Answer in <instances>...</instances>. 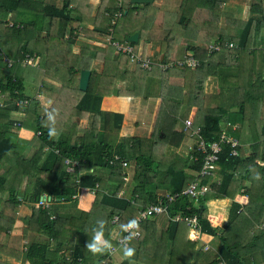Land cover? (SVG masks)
I'll return each instance as SVG.
<instances>
[{
  "label": "trees",
  "instance_id": "obj_1",
  "mask_svg": "<svg viewBox=\"0 0 264 264\" xmlns=\"http://www.w3.org/2000/svg\"><path fill=\"white\" fill-rule=\"evenodd\" d=\"M227 1L161 0L154 9L151 3L138 6L129 0H121V8L118 0H99L95 6L88 0H0V33L4 35L0 41V92L14 101L26 100L17 107L0 108V171H4L11 154L17 156L11 188L0 191L18 205L26 202V207L45 193L51 197L47 207L32 206L22 218L26 229L46 238L43 242L22 243L25 231L11 234L17 213L6 211L3 201L0 203V252L31 264H100L107 258L111 263L108 254L93 256L85 248L95 222L106 220L105 236L116 242L111 238L116 224L127 223L148 204L180 191L195 179L203 159L196 148L199 138L206 143L217 140L224 123L239 121L241 126L234 133L240 141L238 155L231 154L229 145H222L218 179H203L211 191L197 200L177 196L168 205V217L160 214L143 219L140 237L131 241L136 250L133 259L144 264L140 254L144 251V258L154 264L156 253L147 247L157 246L152 240H161L166 231L173 237L180 223H185L170 218L183 214L197 215L202 233L220 238L217 252L206 264H253L254 253L264 261V52L257 49L264 44L260 33L264 2L253 0L247 19L241 20L225 10ZM120 9L122 15L112 26V39L126 41L138 31L139 40L143 37L155 46L152 57L157 63L150 70L135 64L131 67L129 58L116 54L112 45L90 42L109 34L111 20ZM136 9L130 20L145 17V25L135 24L133 28L125 19ZM213 43L218 48L209 50ZM229 43L235 46L229 47ZM132 45L136 50L135 43ZM187 52L197 60L195 65L161 68V64L183 59ZM26 53L33 56L36 65L24 66ZM4 57L12 60L6 75H2L7 65ZM98 63L100 70L95 67ZM60 69L66 82L60 78ZM82 69L91 72L86 90L78 88ZM25 79L39 83L38 94L51 100L48 107L38 98L28 99L23 92ZM113 88L119 89L118 95L143 101L159 99L149 134H120L124 115L101 109L102 98L111 95ZM69 102L72 106L67 105ZM209 107L217 108V112L204 113ZM20 109L26 112L21 124L34 134L40 131L31 142L10 131V112ZM53 111L58 139L48 136L46 114ZM189 118L192 125L186 128L184 123ZM78 119L86 122L84 127ZM198 126L199 135L193 133ZM186 138L192 143L187 153L180 154L176 149ZM114 156L118 159L112 160ZM65 158L78 161L75 173L66 171ZM128 173L126 184L123 175ZM25 175L32 176L27 192L20 191L17 183ZM0 185L3 187V181ZM83 188L95 196L88 212L77 208L76 199ZM237 193L248 197L246 205L233 201ZM224 197L232 199L225 225L228 228L217 234L207 218L206 203ZM115 215L118 220L112 223ZM239 217L246 222L244 233L255 223L263 225L255 231V239L246 244L247 250L241 246L243 251L237 242L229 241L233 231L234 235L241 231L231 225ZM244 233L239 236L243 238ZM187 244L186 255L178 264H199L202 252L194 251L192 241ZM246 251L249 260H245ZM160 263L158 260L156 264Z\"/></svg>",
  "mask_w": 264,
  "mask_h": 264
},
{
  "label": "crops",
  "instance_id": "obj_2",
  "mask_svg": "<svg viewBox=\"0 0 264 264\" xmlns=\"http://www.w3.org/2000/svg\"><path fill=\"white\" fill-rule=\"evenodd\" d=\"M252 1L253 0H228L224 4H225V7H226L227 4H229L230 7H233V10L235 11V13L237 15L240 14V12L244 8L245 9L247 8V11L245 13H241L240 16H239L242 20H245V19H247L248 15H249L250 7L248 5ZM260 1H262V0H260ZM154 2H155V0H153L150 3L153 4ZM263 2H264V0H263ZM160 3H161V0H159V4ZM143 4H145V3H143ZM143 4H139L138 6L143 5ZM159 4L154 5L155 7H153V8L154 9H158V5ZM134 5H136V4H134ZM231 11H232V9H231ZM150 16H152V15H150ZM139 19H141V18L139 17ZM6 21H8V20H6ZM144 22H145V17H144L143 22H142L143 25H145ZM136 32H138V31H136ZM138 34H139V32H138ZM3 36L4 35L2 33H0V41L2 40ZM99 37H101V36H98V38ZM139 41L140 40H139V36H138V42ZM263 48H264V44L258 46L257 49L263 50ZM142 51H141V53H142ZM153 51L154 50H152V47L150 45V51L147 52L146 54H144V56L150 57L155 63H157V61L155 59H153V57H152L153 56ZM29 65H32V66L36 65L35 60H33L32 64H29ZM24 66H27V64H25ZM96 67H97L96 68L97 70H100L101 69V64L98 63ZM6 69L10 70V67H8L7 65L4 66L2 68V75H6L9 72ZM35 82L36 81L34 80V83H33V80H31V79H25L23 81V86H24L23 92H24V94H26L28 92V87H29L30 91H32V92L36 90L35 86H33V87L26 86V84L27 85L35 84ZM118 91H119V89H118ZM34 97L38 98L40 100V102H41V105L44 106V107H48L51 104L50 103L51 100L48 99L45 96H40L38 94V91L36 92ZM33 98L29 97L28 99H33ZM13 99L12 100L8 99V95L6 93L0 92V108H6L7 109V108H10L11 105H12L11 108H13V105L15 107H17V105H20L19 104L20 102H26V100L14 101ZM149 99H147L146 101H143L140 98H136L135 100H133V97L118 96V94L117 95H108V96H104L102 98L101 109L102 110H108V111L120 112L125 117V116H128V114L130 113V109L135 110L139 106H142L144 108V104L146 102H148ZM7 100H9L10 102L7 101ZM154 100H155V103L152 102V104H151L152 111H153V107L155 108V110L150 115V116H152L151 121H153L155 112L157 110V105H158V102H159L158 98L157 99L154 98ZM141 103L143 105H141ZM131 105H132V107H131ZM144 110L147 111L148 108H144ZM145 111H144V113H145ZM203 111H204V113L215 114L217 112V108H215V107L204 108ZM11 113H15L18 116H21V114H22V116H24L26 118L25 110L20 109L18 111L10 112V116L9 117H10V121H12V124H11L12 126L10 128V131L11 132L15 131L16 135L19 138H21L24 141H26V142L32 141L33 136H34V132L29 130L27 127L22 128L23 125L21 124V122H23L24 119L23 118L22 119L21 118H12L11 117ZM144 113H141V116L135 117L132 120L131 123H133V125H135L137 127L139 125L140 121L142 120V118L145 117V116H142ZM124 117H123V121H122V126L126 122ZM78 120H79V122L82 121L81 123H79L80 125L86 123L82 119H78ZM131 123H129V124H131ZM232 124L233 125H235V124L238 125L237 129H239L240 126H241V123L239 121H236L235 123H232ZM19 128H20V131L17 132L16 130L19 129ZM237 129L235 131H237ZM150 130H151V128L148 129L147 134H149ZM121 131H122V127H121V130H120V134L121 135H126V136H128V135H140V134H126V133L122 134ZM147 134H143V135H147ZM46 147H48V146H44L45 149H46ZM48 150H49V147H48ZM185 153H187V151ZM16 159H17V156H15L14 154H11L10 157L6 161V165H4V171L3 172L0 171L2 173V175H0V182L3 181V187H4V184H5L6 181H8L10 183L9 187H11V182L14 181V180H12L13 179L12 177H13V173H15ZM261 164L264 166V161L261 162ZM8 166H10L11 169L8 170ZM127 176H128V180H129V173L127 174ZM217 177H218V174L216 175V178ZM127 181H126V184H127ZM19 182H17V183L19 185L20 191H26L27 192L28 191V176H26V175L23 176L22 178L19 179ZM1 189H2V186L0 185V190ZM3 189L5 190L6 188H3ZM82 192H83V195L80 198V201H78V197L76 199V201L78 202L77 208L82 210V211L88 212V211H90V209H91V207L93 205V201H94L95 196L87 188H83ZM3 193L4 192L0 191V203L3 201V205L6 208V211L9 210V211L14 212L15 214L17 213V218H16V220H15V222L13 224L12 230L10 231L11 234L18 235V234H22L23 231H25V235L26 236L23 239L22 243H25V242L27 243L29 240H34L35 242H43V241H45L46 238L44 239V237L41 238L40 236L38 238L37 237V233H35L31 229H26L27 223L22 218L25 217V215H27L28 212H30L29 209L32 206L35 207V208L47 207L49 205V203H50V200H51L50 195L45 193V194H43V195H41V196H39L37 198V200L39 198H43L45 200L50 198V200L48 201V204L39 205L38 207H36V206H34V204H35V202L37 200H35V201H32V202H29V205L26 207L25 206L26 202L21 203V204L18 205L16 203L17 202L16 200H14L12 198H9L8 196L7 197L3 196L2 195ZM80 194H78V196ZM25 197H27L29 199L30 195L26 194ZM135 197H136V195H135ZM20 199H22L21 196H20ZM130 200H131V202L134 201L133 198H130ZM225 200L228 201V204H225L226 205L225 207H223L221 205L217 206L219 203H224ZM233 201L239 203L241 206H244V205H246L248 203V197L243 195V194H241V193H237L235 195V197L233 198ZM231 202H232V199L225 198V199H215V200L212 199V200H209L206 203L207 218L209 219L210 224L213 227L217 228V230H216L217 234H221L222 231L225 230V228H228V227H225V225L228 223L227 221H228V218H229V209H230V206H231ZM16 205H18V206H16ZM0 211L2 212L1 209H0ZM162 215H164V214H162ZM115 216H118V215H115ZM156 216H159V215H156ZM164 216L168 217L166 215H164ZM118 217H117V220H118ZM225 217H226V219H225ZM117 220H115L114 223H116ZM231 225L233 226V229L239 228L240 230H244V229L247 228L246 227V222L244 220H242V217H239V219H237L235 222L231 223ZM261 226L263 227V225H261ZM119 227H120V225L118 223V225L116 224L115 227L113 228V231H112L113 232V236L111 238H113L116 241V242H114L112 240L113 245H114V251L111 252L110 254H108V257H111V261L112 262L110 263L108 258L107 259H102V261H104L106 264H119V263H122L124 260H126V259L123 258L122 252L119 250L118 241H119L120 237L122 235H124L123 233H121L120 235L118 234ZM178 227H179L178 230L180 231V234H178V231L176 230L175 231V235L172 237V232L171 231H166L165 235L163 236V238L161 240H157V239H153L152 240L154 244H157V246L147 247L149 251H151L152 253H156L157 260H153V263L156 264L157 261L159 260V261H161L160 264H165V263L166 264H178V261L180 260V257L186 255V251H187V247H188V244H187L188 241H192V243H193L192 245L194 247V251L195 250H200V252H202V254H203L200 257V259H199V264H206L207 262H209L210 259L213 258V255L217 252V248H219V245L221 244V242H214V241L215 240H219L220 241V238L214 237L212 235L205 234V233L203 234L202 231H201V226H200V233H199V236H198V238L196 240V239H194V236H195L194 233L192 231H190V229L188 228V226L186 224L180 223V225ZM138 230H139V228H138ZM139 232H140V230H139ZM235 232H236V230L231 233L229 241L236 242V241L233 240V238L238 236V235H234ZM140 235H141V233H140ZM140 235H139V237H140ZM138 238H134L133 240H137ZM241 238L242 237L239 236V241L237 242L238 245H239L238 246L239 248H241V246L243 245V241L240 240ZM53 241H54L53 239H50V242H53ZM79 241H80V237L78 239L75 238V242L78 243ZM212 243L215 246H217V248L214 250V254L211 255V256L210 255H205L204 252H207V251L212 249V247L210 245ZM243 250H245V249L242 247L241 251H243ZM149 251H147V253ZM142 252H144V251L140 252L141 257H142L141 260L143 261V263L144 264H151V260L149 258H147V260H146L144 258L145 256L142 254ZM258 258L259 257L253 258V264H264V261H262L260 258L259 259ZM0 260H5V261H8V262H10L12 264H23L21 261L25 262L26 264H31L28 260H23V258L20 259V260H15V259H12V258L11 259H7V258H4V256H0ZM4 264H7V263H4ZM126 264H130V262H126ZM131 264H139V263H136L135 260L133 259Z\"/></svg>",
  "mask_w": 264,
  "mask_h": 264
},
{
  "label": "built area",
  "instance_id": "obj_3",
  "mask_svg": "<svg viewBox=\"0 0 264 264\" xmlns=\"http://www.w3.org/2000/svg\"><path fill=\"white\" fill-rule=\"evenodd\" d=\"M121 4V0H118V4ZM122 11H117L114 14V18L111 20V27L109 28V34L106 36L105 42L112 45L115 48L116 54H124L126 55L129 60L135 64L141 67L142 69L150 70L152 68V65L156 64L150 57L142 55L141 52H138L135 50L134 46L129 41H119V40H113L112 39V32H113V25L115 24V20L118 17H121ZM12 23H10L11 25ZM229 47H234L235 44L229 43ZM218 48V45L213 43L209 45V50H215ZM4 60L7 62V66L10 67L12 64V60L8 57H4ZM34 58L33 56L29 54H25L24 58H22L23 64H32ZM197 60L191 55V52H187L183 59H179L176 61L168 62L165 64H161L162 69H166L169 66L172 65H187V66H193L195 65ZM185 127L188 128L192 125V120L186 119L185 120ZM230 128V130H227ZM238 128V125H233L232 123H224L222 130L219 134V137L217 140H213L209 143H206L202 138H199L196 141V148L200 152L203 153V159H202V165L198 172V175L195 177V179L190 182L185 188L181 189L180 191L168 195L165 194L162 196L157 203H152L146 206L135 218L138 223H140L143 219L150 217V216H156L160 214H165L168 216V205L171 201L175 199L177 196H187L192 197L194 199H198L200 197H203L208 192L211 191V186L209 184H206L203 182L204 178H215L217 175V171L219 169L218 161H219V153L222 149V145H229L231 147V154L233 156L238 155L237 147L240 146V141L238 137L234 134L235 130ZM200 127L194 129L193 133H196L199 135ZM36 134H40L38 131ZM44 150H48V147ZM56 153H58V150H55ZM190 156L193 159H196V157L193 154H190ZM117 160V156H114L112 160ZM111 160V161H112ZM63 164L65 166L66 171L70 173H75L76 165H78L77 160H72L70 158H65L63 161ZM123 166H126V161L122 162ZM123 179L125 181L128 180L127 174L123 175ZM49 199H43L39 198L34 206L38 207L39 205H46L48 204ZM115 220H117V216L114 217ZM172 221H181L184 222L194 233V239H197L200 233V225L198 223L197 215H183V214H176L170 218ZM126 235V234H124ZM140 235L139 230L136 231V235L134 238H138ZM100 264H106L104 261H102Z\"/></svg>",
  "mask_w": 264,
  "mask_h": 264
},
{
  "label": "rangeland",
  "instance_id": "obj_4",
  "mask_svg": "<svg viewBox=\"0 0 264 264\" xmlns=\"http://www.w3.org/2000/svg\"><path fill=\"white\" fill-rule=\"evenodd\" d=\"M51 1H53V0H51ZM88 1H90V2H93L92 4L95 6V5H97V3L99 2V0H88ZM129 2H130V0H129ZM253 3V1L248 5L249 7L251 6V4ZM157 4H159V0H155V2L151 5L152 7H155L154 5H157ZM137 5V4H136ZM119 7L121 8L122 6H121V4L119 3ZM137 9H139V8H137ZM137 9L136 10H132V14H130L129 13V17H126V19H125V21L128 23V24H130L131 26H133V28H136V25L135 24H142V22H143V19L144 18H141V19H139L137 22H135L134 20L132 21V20H130V18L131 17H133V16H135V14H136V12H137ZM231 9H232V11H233V14L237 17V18H239V19H241L239 16H240V14L241 13H245L246 11H247V8L245 9H243L241 12H240V14H236L235 13V11L233 10V7H230V5L229 4H227L226 5V7H225V10L226 11H231ZM119 11H121V9L119 10ZM242 20V19H241ZM107 32H109V29H108V31ZM260 33H261V40L263 41L264 40V28H262L261 29V31H260ZM182 37V36H181ZM105 40H106V36H102V37H99L98 38V36H97V38H95V39H92V40H90V42L92 43V44H95V45H98V46H106V45H110V44H108L107 42H105ZM214 40H211L210 41V43H212ZM105 42V43H104ZM150 45H151V47H152V44L151 43H148V42H145L144 41V39H143V37H141L140 38V41L139 42H137V43H135V46H136V50L138 51V52H141L142 50L143 51H145V53H147V52H149L150 51ZM152 50H155V46L153 45V47H152ZM263 52H264V48H263V50H262ZM97 66V65H96ZM95 66V67H96ZM131 67H134V64H132V66ZM97 68V67H96ZM32 69V68H31ZM6 70H8L9 71V69H6ZM246 70V69H245ZM58 71V70H57ZM60 73H62V74H59L60 75V78L61 79H63L65 82L67 81V79H66V75L63 73V71L61 72V69H60ZM66 74H67V72H66ZM33 83H34V81H33ZM28 86H30V87H33V86H35V91H30V89H29V87H28V92L26 93V95L27 96H29L30 98H33L34 96H35V94H36V92L38 91V89H39V83H37V82H35V84H29ZM213 87V86H212ZM212 89H214V87L212 88ZM111 95H114V94H112L111 93ZM118 96H123V95H118ZM130 97V96H129ZM136 98L135 97H133V100H135ZM141 99V98H140ZM152 102H154L155 103V100H154V98H150L149 100H148V102H146L145 104H144V108H148V110L147 111H145L144 110V108L142 107V106H139V107H137L135 110H133V109H130V113L128 114V116H125L124 117V119H125V123L123 124V126H122V131H121V133L123 134V133H126V134H147V131H148V129L149 128H151V124H152V121H151V119H152V116H150L151 114H152V112L155 110V108L153 107V111H152V106H151V104H152ZM71 104V102H69V103H67V105H69V106H72V105H70ZM141 105H143L142 103H141ZM131 107H132V105H131ZM130 107V108H131ZM144 111H145V113H144ZM141 113H144L142 116H145V117H143L142 118V120L140 121V123H139V125L136 127L135 125H133V123H131L132 122V120L135 118V117H137V116H141ZM133 114V115H132ZM193 114H194V110H192V112H191V116H193ZM11 117L12 118H23V119H25V117L24 116H22V114H21V116H18L17 114H15V113H11ZM79 116H77V118H78ZM77 118H75V120L77 119ZM82 121H80L79 123H81ZM129 123H131V124H129ZM84 125L85 124H82V125H80V126H82V127H84ZM130 125V126H129ZM22 128H25L24 126L22 127ZM29 129V128H28ZM132 129V130H131ZM29 130H31V131H33L32 129H29ZM17 132H19L20 131V128L19 129H17L16 130ZM57 131H58V129H57ZM34 132V131H33ZM36 138V135L34 134V136H33V139H32V141L34 140ZM31 142V141H30ZM192 143V140H190L189 138H186L184 141H183V144H182V146L180 147V148H178V150L176 149V151L177 152H179L180 154H185V152L187 151V148H188V146L187 145H189V144H191ZM247 148H248V146H246ZM27 159V158H26ZM0 170H2V169H0ZM0 175H2V173L0 172ZM32 178V176H30V177H28V182H29V180ZM216 178V177H215ZM216 179H218V177L216 178ZM9 182L8 181H6L5 182V184H4V187H2V188H6V189H8L9 190V188H11V187H9ZM28 189H29V187H28ZM3 192H4V190H3ZM82 192V191H81ZM80 192V193H81ZM79 193V194H80ZM82 195H83V192L78 196V201H80V198L82 197ZM215 199H225V197L224 198H215ZM215 199H213V200H215ZM212 200V199H211ZM225 204H228V201L227 200H225L224 201V203H219L217 206H219V205H221V206H223V207H225L226 205ZM114 221H115V218H113L112 219V223H114ZM249 227H251V228H248L247 229V231L248 232H246V233H244L245 231H246V229H244V230H241L240 231V233H239V235L240 234H242V233H244L243 234V238H242V241H243V245L244 246H246V244H248L249 243V241L250 242H252L254 239H253V236H255L256 234H258V233H256L255 231L257 230V229H259L258 228V226H257V224L255 223L254 225H252V226H249ZM189 228V227H188ZM225 230H223L222 232H224ZM225 233V232H224ZM178 234H180V231H178ZM239 235L237 236V237H235V238H233V240L234 241H236V242H238L239 241ZM25 238V237H24ZM45 239V238H44ZM197 240V239H196ZM214 242H220L219 240H215ZM259 242L260 243H262V240L261 239H259ZM211 245V247H212V249L211 250H209V251H207V252H204L205 253V255H212L213 253H214V250L217 248V246H215L213 243L212 244H210ZM246 250L248 249V247H244ZM249 252H246V253H244V257H246V259L245 260H249L250 259V257H249ZM0 256H4V258H7V259H11L9 256H7V255H5V253H3V252H0ZM260 255H256L255 253L251 256V257H259ZM23 264H26L25 262H23V261H21ZM4 263H7V264H9V262H7V261H5V260H0V264H4ZM10 264H12V263H10Z\"/></svg>",
  "mask_w": 264,
  "mask_h": 264
},
{
  "label": "clouds",
  "instance_id": "obj_5",
  "mask_svg": "<svg viewBox=\"0 0 264 264\" xmlns=\"http://www.w3.org/2000/svg\"><path fill=\"white\" fill-rule=\"evenodd\" d=\"M46 115H47V120L49 122V127H48L49 139H58L60 133L57 131L55 127L56 114L53 111V112H48ZM106 226H107L106 220L98 219L95 222V226L90 229L91 239L86 242L85 248L93 256H102L105 254H110L111 252L114 251V245L112 240L106 238L105 236ZM138 228H139V223L134 218L127 221V223L121 224L119 227V233L126 234V235H122L118 241L119 250L122 252L123 258L128 260L130 264L136 252L135 248L131 246V241L134 239Z\"/></svg>",
  "mask_w": 264,
  "mask_h": 264
},
{
  "label": "water",
  "instance_id": "obj_6",
  "mask_svg": "<svg viewBox=\"0 0 264 264\" xmlns=\"http://www.w3.org/2000/svg\"><path fill=\"white\" fill-rule=\"evenodd\" d=\"M153 0H130L132 4H143V3H150ZM138 32L132 33L130 36L127 37V41H130L132 43H137L138 42ZM90 70L88 69H82L79 74V79H78V88L80 90H86L90 78ZM112 94L117 95L118 94V89L114 88L112 90Z\"/></svg>",
  "mask_w": 264,
  "mask_h": 264
}]
</instances>
